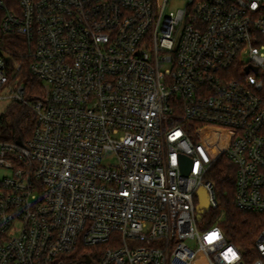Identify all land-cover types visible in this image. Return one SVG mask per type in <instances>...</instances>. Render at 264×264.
I'll return each instance as SVG.
<instances>
[{"label": "built area", "instance_id": "obj_1", "mask_svg": "<svg viewBox=\"0 0 264 264\" xmlns=\"http://www.w3.org/2000/svg\"><path fill=\"white\" fill-rule=\"evenodd\" d=\"M168 3L0 0V104L35 116L22 141L0 115V264H70L79 247L94 264H264V229L243 249L224 210L205 221L224 162L237 209L264 214V0Z\"/></svg>", "mask_w": 264, "mask_h": 264}, {"label": "trees", "instance_id": "obj_2", "mask_svg": "<svg viewBox=\"0 0 264 264\" xmlns=\"http://www.w3.org/2000/svg\"><path fill=\"white\" fill-rule=\"evenodd\" d=\"M1 17L0 14V35L1 33ZM3 49L7 50L11 55L20 60V56L25 54L27 46L23 39L18 35L3 37ZM24 62L22 75L27 82L29 90H35L36 94H40L39 81L29 73V61ZM35 128V116L33 112L21 104L15 103L10 108V112L5 117L3 129L6 138L9 140H25L32 135ZM211 179L214 182L216 198H220L219 209L225 211V217L220 222L227 238L235 245L248 249L253 246L257 237L264 229V214L246 213L237 209L235 205V181L233 177V166L224 162L218 165ZM219 214V210L211 214L214 219ZM93 247H79L70 256V264H85L89 258L96 263Z\"/></svg>", "mask_w": 264, "mask_h": 264}, {"label": "rangeland", "instance_id": "obj_3", "mask_svg": "<svg viewBox=\"0 0 264 264\" xmlns=\"http://www.w3.org/2000/svg\"><path fill=\"white\" fill-rule=\"evenodd\" d=\"M185 6V0H169V3L167 5L166 8V14H169V12L171 11H176L178 9H181ZM8 59L10 60L11 58L8 57ZM15 104V102H13L12 100H5L0 104V115L1 116H6L9 114L10 112V108L11 106H13ZM109 162V161H108ZM11 172L4 169V168H0V181L6 177V176H10ZM218 203L220 204V198L217 197ZM222 210L219 209V213H221ZM219 215V214H218ZM219 217V216H217ZM217 217H215L214 219L211 217V214H209L208 217H206L205 221L208 223L210 222H214L216 221Z\"/></svg>", "mask_w": 264, "mask_h": 264}, {"label": "water", "instance_id": "obj_4", "mask_svg": "<svg viewBox=\"0 0 264 264\" xmlns=\"http://www.w3.org/2000/svg\"><path fill=\"white\" fill-rule=\"evenodd\" d=\"M182 163H183V170L185 174H187L188 168L192 166V162L188 158H182ZM199 195L201 197V200H200V205L198 207L199 212H200L198 218L201 219V213L209 209V198H208L207 192L204 189L200 190ZM85 263L94 264L92 260L89 258L86 259Z\"/></svg>", "mask_w": 264, "mask_h": 264}, {"label": "snow or ice", "instance_id": "obj_5", "mask_svg": "<svg viewBox=\"0 0 264 264\" xmlns=\"http://www.w3.org/2000/svg\"><path fill=\"white\" fill-rule=\"evenodd\" d=\"M177 135H178V133H177ZM216 235L217 234H215V233L210 234V236L208 237V239L211 241L212 239H215L216 238ZM229 251H231V250H229Z\"/></svg>", "mask_w": 264, "mask_h": 264}, {"label": "flooded vegetation", "instance_id": "obj_6", "mask_svg": "<svg viewBox=\"0 0 264 264\" xmlns=\"http://www.w3.org/2000/svg\"><path fill=\"white\" fill-rule=\"evenodd\" d=\"M86 264V263H85Z\"/></svg>", "mask_w": 264, "mask_h": 264}]
</instances>
